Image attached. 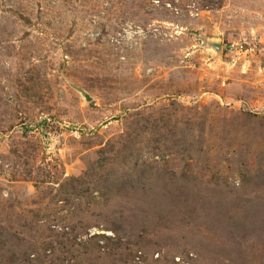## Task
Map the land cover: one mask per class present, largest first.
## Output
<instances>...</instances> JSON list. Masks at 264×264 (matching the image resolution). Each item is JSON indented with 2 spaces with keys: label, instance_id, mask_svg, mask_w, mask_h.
Instances as JSON below:
<instances>
[{
  "label": "rangeland",
  "instance_id": "1",
  "mask_svg": "<svg viewBox=\"0 0 264 264\" xmlns=\"http://www.w3.org/2000/svg\"><path fill=\"white\" fill-rule=\"evenodd\" d=\"M0 264H264V0H0Z\"/></svg>",
  "mask_w": 264,
  "mask_h": 264
},
{
  "label": "built area",
  "instance_id": "2",
  "mask_svg": "<svg viewBox=\"0 0 264 264\" xmlns=\"http://www.w3.org/2000/svg\"><path fill=\"white\" fill-rule=\"evenodd\" d=\"M140 33H142V32L140 31ZM127 36H130V37H131V36H132V34H131V33H129Z\"/></svg>",
  "mask_w": 264,
  "mask_h": 264
}]
</instances>
